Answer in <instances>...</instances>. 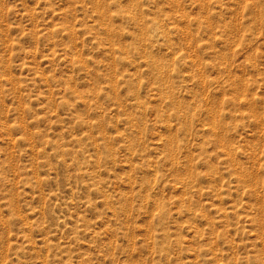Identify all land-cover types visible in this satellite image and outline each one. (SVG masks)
Listing matches in <instances>:
<instances>
[{
  "label": "rangeland",
  "instance_id": "rangeland-1",
  "mask_svg": "<svg viewBox=\"0 0 264 264\" xmlns=\"http://www.w3.org/2000/svg\"><path fill=\"white\" fill-rule=\"evenodd\" d=\"M0 264H264V0H0Z\"/></svg>",
  "mask_w": 264,
  "mask_h": 264
}]
</instances>
